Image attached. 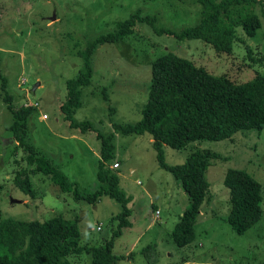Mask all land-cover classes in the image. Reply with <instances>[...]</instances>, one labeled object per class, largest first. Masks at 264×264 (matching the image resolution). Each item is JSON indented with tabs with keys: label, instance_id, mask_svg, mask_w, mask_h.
Returning <instances> with one entry per match:
<instances>
[{
	"label": "rangeland",
	"instance_id": "374dc122",
	"mask_svg": "<svg viewBox=\"0 0 264 264\" xmlns=\"http://www.w3.org/2000/svg\"><path fill=\"white\" fill-rule=\"evenodd\" d=\"M254 11L260 28L254 37L238 28L243 40L235 42L230 54H218L199 39L155 35L146 23H137L131 34L113 42L98 43L90 55V81L80 87L81 104L73 114L75 122L91 123L92 128L82 131L70 126L59 106L66 80L85 69L81 52L87 44L135 12L155 16L157 27L178 32L196 23L198 5L191 0H0V74L14 107L39 103L29 117L26 141L87 196L100 186L97 135L112 134L108 162L118 165L117 188L129 198L131 211L130 225L121 226L113 238L111 253L117 259L112 264H264V129H243L220 140H193L181 148L163 145L170 165L182 163L194 149L218 155L203 172L208 199L195 216L193 237L177 245L171 231L188 198L170 172L158 166L149 133H122L112 125L141 118L151 61L166 51L237 82L251 80L256 72L264 74V0H258ZM3 99L0 90V216L44 221L61 214L77 223L80 245H102L117 226L114 215L121 211L111 197L102 195L95 202L74 199L40 172L30 176L34 198L15 187L16 171L34 166L26 162L28 153L9 129L13 118ZM229 168L245 170L261 186V216L243 233L228 221L230 194L224 175ZM69 259L73 264L90 263L85 252Z\"/></svg>",
	"mask_w": 264,
	"mask_h": 264
},
{
	"label": "trees",
	"instance_id": "16d2710c",
	"mask_svg": "<svg viewBox=\"0 0 264 264\" xmlns=\"http://www.w3.org/2000/svg\"><path fill=\"white\" fill-rule=\"evenodd\" d=\"M191 1L199 8V18L191 27L178 32L159 28L155 25V16L140 17L139 12H135L127 20L118 22L112 32L97 36L87 44L81 52L85 69L66 80L65 99L59 106L70 126L82 131L92 128L87 120L75 122L73 114L81 104L80 87L90 81V55L98 43L113 42L120 36L131 34L137 23H146L155 35L199 39L210 44L218 54H230L235 42L243 40L238 35V28L246 37H254L260 28V19L254 11L258 0ZM6 86L4 75L0 74V90L13 118L9 129L18 145L28 153L26 162L34 166L29 171L24 168L16 171L15 187L34 198L30 176L40 172L49 177L62 193H72L74 199L95 202L100 196L107 195L120 204L121 211L114 215L118 223L110 238L98 246L80 245L77 223L61 214L44 221L0 216V264H73L69 257L82 252L89 255V264H112L117 259L111 253L113 238L120 233L121 226L130 225L127 217L131 212L128 208L130 200L117 188L116 170L108 162L113 147L112 134L103 136L98 133L101 147L96 180L100 186L93 194L81 195L75 182L69 181L61 169L26 141L29 117L35 107H14L13 97ZM112 125L122 133L147 132L151 135L158 166L170 172L188 198L187 207L181 211L171 231L172 240L177 245H185L193 237V222L199 207L208 199L204 169L210 159L218 155L207 149H194L182 163L170 165L164 160L163 145L181 148L193 140L231 138L243 129L263 130L264 74L256 72L251 80L237 82L225 73H211L188 58L166 51L151 61L150 86L141 118L135 123ZM224 184L230 194L228 221L235 231L243 233L261 216V186L245 170L238 168L226 170ZM131 255L132 252L127 257Z\"/></svg>",
	"mask_w": 264,
	"mask_h": 264
},
{
	"label": "built area",
	"instance_id": "2783aa9c",
	"mask_svg": "<svg viewBox=\"0 0 264 264\" xmlns=\"http://www.w3.org/2000/svg\"><path fill=\"white\" fill-rule=\"evenodd\" d=\"M32 106H34V107H37V106H39V103L38 102H35V103H30ZM44 117L46 118V114H44ZM118 165H117V163L116 162H114V163H112L111 164V167H117ZM98 229L100 228L99 226L97 227Z\"/></svg>",
	"mask_w": 264,
	"mask_h": 264
},
{
	"label": "crops",
	"instance_id": "0c3cea01",
	"mask_svg": "<svg viewBox=\"0 0 264 264\" xmlns=\"http://www.w3.org/2000/svg\"><path fill=\"white\" fill-rule=\"evenodd\" d=\"M112 164V163H111Z\"/></svg>",
	"mask_w": 264,
	"mask_h": 264
}]
</instances>
